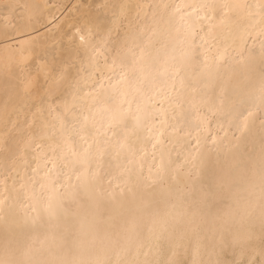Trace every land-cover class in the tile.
<instances>
[{"label": "snow or ice", "instance_id": "obj_1", "mask_svg": "<svg viewBox=\"0 0 264 264\" xmlns=\"http://www.w3.org/2000/svg\"><path fill=\"white\" fill-rule=\"evenodd\" d=\"M0 264H264V0H0Z\"/></svg>", "mask_w": 264, "mask_h": 264}]
</instances>
